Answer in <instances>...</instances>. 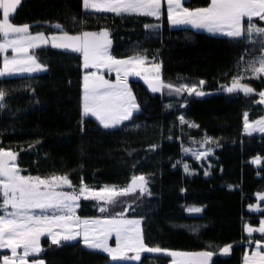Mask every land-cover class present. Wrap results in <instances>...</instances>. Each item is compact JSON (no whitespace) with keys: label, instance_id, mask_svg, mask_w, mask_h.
I'll list each match as a JSON object with an SVG mask.
<instances>
[{"label":"trees","instance_id":"trees-1","mask_svg":"<svg viewBox=\"0 0 264 264\" xmlns=\"http://www.w3.org/2000/svg\"><path fill=\"white\" fill-rule=\"evenodd\" d=\"M209 2L188 0L186 6ZM73 16L87 23L73 25ZM13 17V23L29 24L34 34H52L56 30L50 25L56 23L70 33L106 27L113 55L125 57L139 45L150 58L162 61L166 82L198 85L203 80L206 93L202 97L175 96L167 90L152 93L144 81L130 80L139 113L125 123L127 127L103 130L82 116L81 58L52 48L38 50L47 72L0 79V89L6 93V107L0 109V147L19 152L22 173L68 174L73 185L79 186L83 179L95 189L125 186L133 174L144 175L151 195L133 205L128 216L142 220L148 246L199 252L231 245L230 254L215 255L212 264H243L248 240L264 242L256 234L249 238L245 230L258 227L264 218V211L253 210L261 202L258 194H264V135H246L243 114L255 121L264 108L256 103L258 95L228 93L221 85L228 86L239 73L252 47L189 28H171L166 14L158 32L145 29L146 24L158 23L149 17L87 14L82 0H23ZM241 83L256 93L264 90V80ZM180 115L186 123L181 124ZM193 124L198 127L189 126ZM205 137L210 138L213 158L209 167L200 168L183 156V147ZM256 157L259 163L252 162ZM185 163L194 175L182 169ZM91 206L82 202L79 215L97 217ZM190 206L200 207L201 213L188 215ZM193 225L195 232L180 228ZM43 248L45 264L130 263L113 262L86 249L81 241L61 245L44 241ZM168 262L165 257L143 255L133 264Z\"/></svg>","mask_w":264,"mask_h":264},{"label":"snow or ice","instance_id":"snow-or-ice-1","mask_svg":"<svg viewBox=\"0 0 264 264\" xmlns=\"http://www.w3.org/2000/svg\"><path fill=\"white\" fill-rule=\"evenodd\" d=\"M188 0H82L87 14H114L116 17L141 16L154 18L158 23L146 24L145 29L158 32L165 19L174 28L190 27L211 35L229 38L234 42L259 45L261 54L248 59L243 73L232 78L230 86H223L228 93L256 94V103L264 105V90H256L245 79H264V0H210L207 6H186ZM21 0H0V78L23 74L47 72L33 50L50 45L65 53L77 54L82 60V116L94 117L103 129L127 127L139 113L140 104L130 86V77L143 80L152 93L175 96L206 95L199 84L166 82L162 77V61L150 58L146 49L133 46L132 54L117 57L112 53L113 40L108 28L97 31L81 29L69 32L63 25H50L56 31L32 33L27 23H13V14ZM73 25L86 24V20L72 17ZM9 52L11 54H9ZM104 73L115 74V79H106ZM34 91V90H33ZM6 93L0 89V109L5 105ZM38 103V101H36ZM184 105L181 104V107ZM171 107V105H169ZM181 124L184 116L178 117ZM244 130L264 133V117L249 121L243 114ZM198 127V125H189ZM137 127H139L137 125ZM210 138L205 137L203 143ZM155 147V146H153ZM185 149V152H189ZM193 151L200 159L210 153ZM18 151L0 147V264H29V257L39 256L43 251L41 238L49 237L51 244L81 240L89 250L106 253L113 262H140L142 254H162L172 258L171 264H212L217 254L228 256L232 246L199 252L173 251L145 243L141 228L142 220L129 218L128 210L145 195H151L148 180L144 175L133 174L125 186L104 185L101 189L89 187L81 179L79 186L73 185L68 174L48 176L23 174L18 164ZM256 157L252 162L259 163ZM187 171V165H184ZM208 173L205 172V175ZM139 194V195H137ZM134 197L129 201L125 198ZM264 201V194H258ZM81 200L95 201L100 213L115 214L104 217H81L77 214ZM254 211H264L259 205ZM196 212L202 209H194ZM249 238L254 232L264 237V220L258 228L246 226ZM115 237V246L109 242ZM249 246L253 240H248ZM208 248H212L211 245ZM244 264H264V243L255 241L251 255L244 256ZM32 264H45L43 259Z\"/></svg>","mask_w":264,"mask_h":264},{"label":"rangeland","instance_id":"rangeland-1","mask_svg":"<svg viewBox=\"0 0 264 264\" xmlns=\"http://www.w3.org/2000/svg\"><path fill=\"white\" fill-rule=\"evenodd\" d=\"M23 0H21V2H22ZM20 6V5H19ZM18 6V7H19ZM18 9V8H17ZM16 13V12H15ZM14 13V14H15ZM14 14H13V16H14ZM262 23H264V22H262ZM170 27L171 28H174V27H172L171 25H170ZM179 28H189V29H191V30H193V31H196V32H203V33H206L205 31H203V30H196V29H192V28H190V27H179ZM34 34V33H33ZM46 34V33H45ZM206 34H208V33H206ZM46 35H50V34H46ZM208 35H211V34H208ZM211 36H214V35H211ZM216 37H221V36H218V35H216ZM223 38H225V37H223ZM249 45V44H248ZM250 47H252V51H253V53L249 56H247L246 57V59H244L243 60V62H242V66L240 67V70H239V73L238 74H242L243 73V67H244V64H245V62L248 60V59H250V58H253V57H255V56H258V55H260L261 54V52H260V46L257 44V45H249ZM45 48H52L50 45H48V46H46V47H42V48H40V49H35V50H33L34 52H35V54L37 55V51L38 50H41V49H45ZM52 49H54V48H52ZM55 50H59V49H55ZM59 51H61V50H59ZM9 54H11L10 52H9ZM38 57V56H37ZM0 61H2V57H0ZM42 73V72H41ZM35 74H39V73H33V74H31V75H35ZM83 74H84V72H83ZM237 74V75H238ZM24 75H29V74H23V75H19V76H24ZM104 75H105V78L106 79H115V74L113 73V74H108V73H104ZM19 76H13V77H19ZM13 77H8V78H13ZM0 79H4V78H0ZM130 80H141V79H139L138 77H130V79H129V81ZM247 80H256V81H260L261 80V82L264 80V79H260V80H257V79H245V80H243V81H247ZM141 81H143V80H141ZM242 82V81H241ZM231 83H232V81L230 82V84L228 85V86H230L231 85ZM223 86H226V85H221V88L222 89H224V87ZM203 87V86H202ZM258 100H259V96H258ZM261 105V104H260ZM88 118H91V119H93L94 121H96L98 124H99V122L94 118V117H91V116H87ZM262 117H264V111H263V113H262V115L259 117V118H262ZM258 118V119H259ZM250 122H252L251 120H249ZM125 123H127V122H125ZM102 127V126H101ZM103 130H107V131H110V130H114V129H103ZM244 133L246 134V135H248V136H254V135H264V133H260V132H253L251 135H249L245 130H244ZM203 141H204V139H200V140H194V142L193 141H191V143H190V145H188V146H184L183 147V156L185 157V158H187V159H189V160H191L192 162H194V163H196L197 164V166L198 167H200V168H204V167H209L210 166V164H209V161L213 158V151H212V149H211V147L209 146V142H207V143H203ZM185 149H189L190 151L189 152H185ZM206 149H210L211 151H210V153L206 156V157H202V158H200V159H197V158H195V156H193L192 155V152L193 151H200V152H203L204 150H206ZM184 165H187V171L185 170V167H184ZM182 169L187 173V174H189V175H194L195 174V172H193V171H191V168L189 167V165L187 164V163H185V164H182ZM137 195H139V194H137ZM145 196H148V195H145ZM145 196H143V197H141L138 201H136L133 205H135L136 203H138L142 198H144ZM125 199H127V200H129V201H132V200H134L135 198L134 197H128V198H125ZM82 202H84V203H88V202H90L91 204H92V206L90 207V210L91 211H94L95 213H97V217H104V216H106V215H109V214H115V212L116 211H119L120 210V208H115V209H112L111 207H110V211H109V213H100L99 211H98V205H97V203L95 202V201H84V200H81V202H80V205H81V203ZM261 203H262V200H261V202H260V204H259V206H260V208H262V209H264V204L263 205H261ZM197 208H199V209H201L200 207H197V206H190V207H188L187 208V214L188 215H190V216H197V215H199L200 213H201V211L200 212H196V211H194V209H197ZM79 210H80V208L77 210V214L79 215ZM130 210V209H129ZM129 210H128V213H129ZM128 213H127V215H128ZM85 217H90V216H85ZM129 217V216H128ZM129 218H131V217H129ZM134 219H137V218H134ZM141 228H142V224H141ZM180 228H183V229H186V230H189V231H193V232H195L196 230H197V226L196 225H193V226H182V227H180ZM253 236V235H252ZM249 237V236H248ZM44 241H46V242H49V243H51V240H50V238L49 237H47V236H45V237H42L41 238V241H40V243H41V247H42V249L44 250V248H43V243H44ZM77 241H81V240H76V241H70V242H66V243H71V242H77ZM82 242V241H81ZM255 241H253V243H254ZM64 242H62V244H63ZM113 247L115 246V237H113V239L109 242ZM248 244V248H247V252H246V254L245 255H249L250 254V252L253 250V246L251 247V246H249V243H247ZM53 245V244H52ZM82 245H83V243H82ZM84 246V245H83ZM85 247V246H84ZM86 248V247H85ZM87 249V248H86ZM89 250V249H88ZM90 251H95V250H90ZM43 252V251H42ZM40 253V255L39 256H36V257H29V264H32V261L33 260H39V259H42L41 258V256H42V254L43 253ZM95 252H98V251H95ZM98 253H101V252H98ZM102 254H104V255H106L107 256V254L106 253H102ZM143 255H152V256H160V257H165V258H167L168 260H169V262L167 263V264H171V261H172V258H170V257H167V256H164V255H162V254H142V256ZM108 257V256H107ZM128 262H130V263H127V264H133V262H137V261H128Z\"/></svg>","mask_w":264,"mask_h":264},{"label":"crops","instance_id":"crops-1","mask_svg":"<svg viewBox=\"0 0 264 264\" xmlns=\"http://www.w3.org/2000/svg\"><path fill=\"white\" fill-rule=\"evenodd\" d=\"M111 14V13H110ZM149 18H151V17H149ZM151 19H154V18H151ZM262 203H264V201H262ZM261 220H264V218L263 219H261ZM260 220V221H261ZM260 225V224H259ZM259 227V226H258ZM258 227H255V228H258ZM246 234H247V236H248V233H247V231H246ZM259 235V236H261V234L260 233H258V232H254L252 235ZM262 243H264V242H262ZM252 246H253V250L250 252V254L249 255H251L252 254V252L254 251V249H255V243H252ZM243 264H244V259H243Z\"/></svg>","mask_w":264,"mask_h":264},{"label":"water","instance_id":"water-1","mask_svg":"<svg viewBox=\"0 0 264 264\" xmlns=\"http://www.w3.org/2000/svg\"><path fill=\"white\" fill-rule=\"evenodd\" d=\"M262 107L264 108V105H262Z\"/></svg>","mask_w":264,"mask_h":264}]
</instances>
